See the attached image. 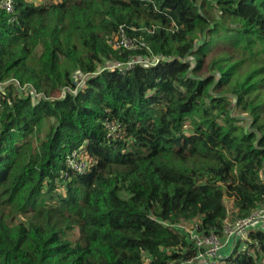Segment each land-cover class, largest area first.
<instances>
[{"label": "trees", "instance_id": "obj_1", "mask_svg": "<svg viewBox=\"0 0 264 264\" xmlns=\"http://www.w3.org/2000/svg\"><path fill=\"white\" fill-rule=\"evenodd\" d=\"M12 2L0 82L44 97L0 89V264H183L194 244L177 219L220 234L224 197L243 218L264 203V121L231 115L260 107L264 0H217L215 19L196 0ZM121 30L138 49L111 47ZM80 146L93 164L65 179ZM246 244L223 264H264V231Z\"/></svg>", "mask_w": 264, "mask_h": 264}, {"label": "built area", "instance_id": "obj_2", "mask_svg": "<svg viewBox=\"0 0 264 264\" xmlns=\"http://www.w3.org/2000/svg\"><path fill=\"white\" fill-rule=\"evenodd\" d=\"M0 7L4 9L7 13H11L13 11V2L12 0H0ZM114 44H116V48L113 47ZM130 45H132V47H128ZM135 45V42L130 38L126 37L122 30L120 31L119 36L115 37L114 41L112 42L113 49H138V47H136ZM157 62L158 59L156 62L154 61L147 63V65H154ZM137 63H142V61L129 60L127 63H112L109 68H118L121 71L125 69H130ZM7 85H13L16 90H20L22 92H24L23 90H26V87H22V84L18 81H15V79H8L3 82H0V89L6 87ZM30 95H32V97L37 100L44 97L41 93H38L36 90ZM105 129L107 131L108 137H122L121 128L116 123L106 121ZM92 164V157L84 149V146H80L66 155L64 160L66 171L64 172L63 177L65 179H68L69 172L84 174L90 169ZM253 230L264 231V203L255 211L250 213L246 218L240 219L232 225L223 224L222 231L220 234L216 233L215 231H210L207 234L200 233L196 230V227L194 233H184V236H186L187 241L194 244V249L192 257L183 264H223V260L229 256V254H226L227 252H225V250H227V248H229L230 246L240 248L239 244L243 241L247 242L248 234L250 231ZM243 250L242 252H244ZM253 253L254 251L249 254L253 255Z\"/></svg>", "mask_w": 264, "mask_h": 264}, {"label": "rangeland", "instance_id": "obj_3", "mask_svg": "<svg viewBox=\"0 0 264 264\" xmlns=\"http://www.w3.org/2000/svg\"><path fill=\"white\" fill-rule=\"evenodd\" d=\"M46 1H49V0H26L27 3H33L35 5L43 4ZM196 1L199 2V3H202V5L204 7L202 9L203 13H206V15L208 17H210L211 19H215V17L218 15V9L216 8V6H217L216 5V1L217 0H196ZM135 46L139 47V45H135ZM113 47L116 48V44H114ZM128 47H132V45H130ZM131 49H133V48H131ZM128 50H130V49H128ZM137 59H140L142 61V63H146L147 64V63L154 62V61L156 62L157 59H159V58L157 56L151 54V55H149L147 57L137 56ZM187 60L188 61H193V58L192 57H188ZM100 65L101 66H99V67H102L103 65H105L106 67H110L112 65V62L104 61ZM191 66L193 67V64ZM206 73L207 72L203 71V72L200 73V75H205ZM211 73L212 72H210L209 74H211ZM87 77L88 76L83 75L80 72H76L73 75V81L75 82L76 87H78V88L83 87L84 82H85ZM12 79H15V81L20 82L17 78H12ZM22 87H26V90H23L24 92H22L20 90H17L18 93H21V94L24 95V94H29V93L31 94V93L35 92V90H34L35 88H34L33 84H31V83H23ZM65 91L71 92L70 90L63 89V90H61V92H59V96L64 95V93H66ZM257 97H258L257 103H259L260 107L254 114H242V113H240L237 110H233L232 113H231V115L233 117H235L236 119H238V121H240L239 124L242 125L246 129H248L249 124H250L251 120L254 117L258 118L259 120H263L264 121V89L260 92L259 95H257ZM223 203H224V206L226 208V218H225L223 224L232 225L236 221H238L240 219H244L240 214H238V215L236 214L237 213L236 212V208L234 207V203H233V200L231 198L224 197ZM196 224H198L196 219L190 220V221H186V220H183V219H177L172 224V227L174 229H177L181 234H184V233L187 234L189 232H193V233L195 232ZM239 245H240V248L233 247V246H230L229 248H227V253L226 254H229V256L234 254L236 252L235 248H238V252L239 253H242L243 249H245V250H243L245 253L246 252H249V253L253 252L251 249L248 248L246 242L243 241ZM144 257L146 258V255Z\"/></svg>", "mask_w": 264, "mask_h": 264}, {"label": "crops", "instance_id": "obj_4", "mask_svg": "<svg viewBox=\"0 0 264 264\" xmlns=\"http://www.w3.org/2000/svg\"><path fill=\"white\" fill-rule=\"evenodd\" d=\"M225 252H227V250H225Z\"/></svg>", "mask_w": 264, "mask_h": 264}, {"label": "clouds", "instance_id": "obj_5", "mask_svg": "<svg viewBox=\"0 0 264 264\" xmlns=\"http://www.w3.org/2000/svg\"><path fill=\"white\" fill-rule=\"evenodd\" d=\"M237 249V248H236ZM243 253V252H242Z\"/></svg>", "mask_w": 264, "mask_h": 264}]
</instances>
